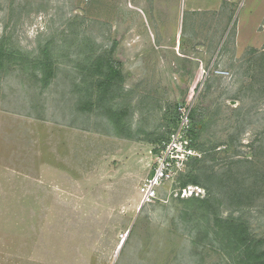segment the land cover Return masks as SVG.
Masks as SVG:
<instances>
[{
  "label": "rangeland",
  "instance_id": "1",
  "mask_svg": "<svg viewBox=\"0 0 264 264\" xmlns=\"http://www.w3.org/2000/svg\"><path fill=\"white\" fill-rule=\"evenodd\" d=\"M258 1L235 11L241 29ZM212 20L155 0H0L14 51L0 68V264H243L224 221L264 238V45L237 53L235 20ZM114 43L123 79L103 95L88 68ZM186 101L203 118L208 156L188 168L202 190L181 195L176 176L143 204Z\"/></svg>",
  "mask_w": 264,
  "mask_h": 264
},
{
  "label": "trees",
  "instance_id": "2",
  "mask_svg": "<svg viewBox=\"0 0 264 264\" xmlns=\"http://www.w3.org/2000/svg\"><path fill=\"white\" fill-rule=\"evenodd\" d=\"M115 46L114 43L112 47L111 54L109 56L99 55L92 59V65L89 67V71L93 77L97 76L94 79V82L98 86L101 91H103V95L111 90L113 86L118 81L123 79L121 72L122 62L118 60L115 56ZM43 57L38 58V65L42 68L44 72L42 77V84L44 86L48 85L52 76L54 75V67L53 61L51 59V55L49 53V47L45 46L42 49ZM14 51H12L6 42V37L3 36L0 40V68L5 67V61L7 58L12 56ZM113 97V96H112ZM111 97V98H112ZM114 99V97L112 98ZM183 103V102H182ZM180 104V103H179ZM178 107V106H177ZM176 107V111H177ZM110 114L114 117V121L119 123L122 112H116L112 107H109ZM178 121V112L177 118L174 123V127ZM202 115H197L196 109H192L191 111V125L192 129L190 131L191 136L193 137V145L200 150L203 154V158H206L208 155L207 149H204L202 146L198 144V137L201 131L202 125ZM202 126L201 128H199ZM172 132V131H171ZM169 136L163 139L167 140ZM158 151V147L156 148L155 153ZM202 157H193L187 165V168L178 175V178L181 180L180 189L185 188L189 185H194L200 187V181L197 175L193 172H189V166L197 161L203 159ZM208 198L203 199L201 201L208 202ZM216 216V215H215ZM215 221L217 224L220 223L221 220L215 217ZM227 224V234L230 238H233L237 243V248L242 253V262L243 264H264V250L261 249V245L264 243V238L255 239L253 236L249 235L247 231H245V227L233 221H224ZM130 232H128L129 234ZM128 236V235H127ZM125 242V241H124Z\"/></svg>",
  "mask_w": 264,
  "mask_h": 264
},
{
  "label": "built area",
  "instance_id": "3",
  "mask_svg": "<svg viewBox=\"0 0 264 264\" xmlns=\"http://www.w3.org/2000/svg\"><path fill=\"white\" fill-rule=\"evenodd\" d=\"M192 109V101L178 105L177 124L168 139L158 146L152 171L140 187L143 204L152 203L158 197L159 189L163 184L183 172L193 157L200 156V152L193 145V137L190 134ZM201 190L198 186L189 185L180 189V193L183 196L194 192L199 195Z\"/></svg>",
  "mask_w": 264,
  "mask_h": 264
},
{
  "label": "crops",
  "instance_id": "4",
  "mask_svg": "<svg viewBox=\"0 0 264 264\" xmlns=\"http://www.w3.org/2000/svg\"><path fill=\"white\" fill-rule=\"evenodd\" d=\"M164 5L176 4L181 17L187 16L191 21L196 16L200 15L206 18H213L211 22L228 24V27L233 21L237 25H233V41L237 53L246 50H256L264 45V0L258 1L257 19L254 25L246 24L244 28L239 27L235 11L239 9L243 0H155ZM256 18V16H255ZM234 19V20H233ZM207 20V19H206ZM249 22V21H248ZM257 35H263L257 37Z\"/></svg>",
  "mask_w": 264,
  "mask_h": 264
},
{
  "label": "water",
  "instance_id": "5",
  "mask_svg": "<svg viewBox=\"0 0 264 264\" xmlns=\"http://www.w3.org/2000/svg\"><path fill=\"white\" fill-rule=\"evenodd\" d=\"M126 237H127V235L125 236V238L122 240V242L120 243V249L122 248V246H123V244H124V241H125V239H126Z\"/></svg>",
  "mask_w": 264,
  "mask_h": 264
}]
</instances>
